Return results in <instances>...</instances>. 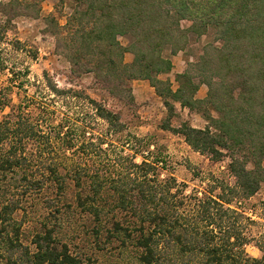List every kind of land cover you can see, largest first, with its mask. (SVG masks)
I'll list each match as a JSON object with an SVG mask.
<instances>
[{
	"label": "trees",
	"instance_id": "obj_1",
	"mask_svg": "<svg viewBox=\"0 0 264 264\" xmlns=\"http://www.w3.org/2000/svg\"><path fill=\"white\" fill-rule=\"evenodd\" d=\"M42 1L9 0L0 3V11L8 21L33 17ZM68 1L73 8L64 24L53 13L43 20L56 53L72 71L91 73L111 95L127 102L134 100L130 81L142 79L169 113L173 102L199 110L205 127L182 124L173 130L194 150L229 158L235 178L227 189L231 197L255 194L264 182V0H58L56 6ZM181 21L189 25L182 27ZM6 29L0 24V41ZM209 34L212 40L200 55L175 74L178 86L172 89L168 79L159 77L171 71V57L192 37ZM122 36L129 38L127 45L120 42ZM12 44L21 49L18 40ZM127 52L133 55L130 63L124 61ZM202 84L207 92L198 98ZM47 85L63 92L52 82ZM90 102L101 119L122 127L119 114ZM28 106L24 100L12 103L0 86V108H9L0 118V264H84L81 254L59 241L61 224L43 217L31 250L21 240L22 221L14 217L19 209L26 215L24 201L49 185L57 196L64 193L67 179L78 189L76 207L93 219L90 234L97 251L111 244V250L133 253L127 259L136 264H264V236L257 241L261 255H249L244 248L247 218L227 205L230 198L185 193L173 177L160 178L156 165L145 158L136 162L120 153L101 168L74 165L61 174L55 141L69 147L71 141L57 127L46 128L42 115L33 116ZM54 200L45 197L43 203L56 208Z\"/></svg>",
	"mask_w": 264,
	"mask_h": 264
},
{
	"label": "rangeland",
	"instance_id": "obj_2",
	"mask_svg": "<svg viewBox=\"0 0 264 264\" xmlns=\"http://www.w3.org/2000/svg\"><path fill=\"white\" fill-rule=\"evenodd\" d=\"M8 1L0 0V3ZM57 2L43 0L37 16L21 15L9 21L0 11V24L7 28L4 39L0 41V58L3 59L0 86L5 87L12 103L27 101V111L33 116L41 114L46 128L57 127L66 141H71L70 147L55 141L57 150L54 156L59 172L64 174L70 167L83 164L101 168L107 159L112 160L120 153L130 155L136 162L145 158L156 165L160 178L173 177L185 193L203 192L230 198L227 205L238 209L247 218L245 234L249 242L244 246L245 251L259 257L261 251L257 241L264 236V182L250 197H231L227 189L234 187L235 178L228 168L229 158L223 155L213 159L209 154L198 152L182 134L173 130L182 124L205 127L207 120L203 114L199 110L182 107L178 102H173L174 111L169 113L147 80L130 81L134 100L127 102L111 95L91 73H74L65 58L56 53L54 38L45 31L43 18L48 13H53L60 24H64L72 11V2L68 1L62 7L56 6ZM181 25L186 27L189 22L181 21ZM15 40L21 42V49L14 47L12 43ZM119 40L123 45L129 42L127 36ZM211 40L212 34L192 37L183 51L171 57V71L159 77L168 79L175 90L178 86L175 74L185 69L188 60L197 58L202 46ZM132 59L131 53L124 54L125 62L130 63ZM49 82L63 92H52L47 85ZM206 92L207 87L202 84L196 97L203 98ZM90 100L119 114L122 127L110 126L101 119ZM8 111V107L0 108V118ZM168 125L169 128H165ZM88 141H93L96 146L89 147ZM87 149L92 151L86 154ZM248 167H252V163H248ZM77 190L73 181L67 179L61 195L57 196V189L49 185L42 194L32 195L24 201L26 215L20 209L14 213L15 219L22 221L23 244L34 249L32 237L46 220L43 217H47L49 224H61L59 241L66 243L71 252L81 254L84 264H136L127 259L133 253H123L120 248L111 250V244H106L102 252L97 251L90 234L93 219L75 205ZM45 197L55 198L56 208L47 209L43 203ZM122 215L123 212H118V217L122 218Z\"/></svg>",
	"mask_w": 264,
	"mask_h": 264
}]
</instances>
